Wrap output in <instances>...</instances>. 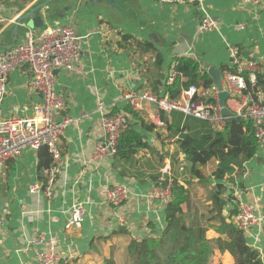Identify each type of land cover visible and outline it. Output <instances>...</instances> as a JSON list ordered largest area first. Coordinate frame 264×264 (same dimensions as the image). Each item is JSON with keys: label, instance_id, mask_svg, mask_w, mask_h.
I'll use <instances>...</instances> for the list:
<instances>
[{"label": "crops", "instance_id": "obj_1", "mask_svg": "<svg viewBox=\"0 0 264 264\" xmlns=\"http://www.w3.org/2000/svg\"><path fill=\"white\" fill-rule=\"evenodd\" d=\"M47 1H0V34L5 36L2 44L21 42L27 28H18V18ZM203 2L217 22L215 31H199L196 5L162 4L157 0H64L55 15L46 19L44 28L59 21L72 25L82 38L80 62L72 70L57 71L55 85L65 99L59 118L67 116L79 121L67 127L61 140L62 172L52 200L29 191L31 186L46 182V168L41 166L49 158L45 150H24L0 170V218L5 220L0 225V264H39L43 246L32 242L36 233L53 240L71 264H105L110 259L115 264H127V249L133 241L159 237L166 228V206L152 198L164 167L171 168L173 180L187 190L189 199L183 206L187 223L197 221L208 229L207 238L213 248L211 264L234 263L233 256L222 253L216 245L218 238L226 239L227 235L208 195L218 183L209 177L214 164L204 169L208 177L203 181L190 174L176 140L181 133H176L175 124L182 123L183 129V122L176 120L178 116L143 103L142 109L136 111L140 117L129 120L130 128L145 137L147 147L128 159L119 155L92 159L102 137L99 101L108 111H126L127 94L153 92L152 86L159 80L166 83L181 57L205 61L224 76L223 72L232 65L231 49H238L244 61L258 64L259 87L264 96V6L242 4L239 0ZM15 9L20 12L13 16ZM150 45L162 54L159 67L155 53L146 49ZM201 68L206 70L202 65ZM211 99V95L205 98ZM42 102V96L31 86L27 67L10 73L1 105L4 118L31 117L34 107ZM227 104L236 114L237 104ZM142 122L153 124L155 129L146 130ZM229 176H234L232 183L226 181L234 192L233 201L251 205L264 219V144L244 164L242 174L234 167ZM111 184H126L130 189L129 199L120 208L107 204L100 194L104 185ZM200 200L209 206L205 216L194 208ZM76 203L84 206L85 219L81 228L68 229L70 211ZM226 213L227 209L224 216ZM120 219L125 220V226L120 225ZM245 234L248 244L260 251L264 261L262 228L254 227Z\"/></svg>", "mask_w": 264, "mask_h": 264}, {"label": "built area", "instance_id": "obj_2", "mask_svg": "<svg viewBox=\"0 0 264 264\" xmlns=\"http://www.w3.org/2000/svg\"><path fill=\"white\" fill-rule=\"evenodd\" d=\"M162 4L196 5L200 14L199 31L207 33L217 30V22L208 13L203 0H157ZM242 4L264 6V0H239ZM81 37L75 28L66 23L55 21L53 25L40 32L28 30L21 42L13 48L0 54V170L11 161L17 159L24 150L41 151L47 149L52 164L45 169L46 182L42 185H33L31 194L42 193L48 200L54 196V188L58 176L62 172L60 143L68 126L79 119L71 117L59 118L65 108V99L55 89L56 72L65 69L72 70L81 60ZM231 67L223 72L221 90L198 88L191 86L182 92L178 101H171L168 96L159 97L151 91L129 93L126 96L128 104L135 111L142 109L143 103L156 105L162 112L171 114L182 113L206 121L216 129H223L229 117L224 116L220 102L221 91L230 94L229 102L238 106L237 117L251 121L255 129L259 145L264 144V96L259 87V66L252 60L244 61L238 49H231ZM176 62L167 79L172 84L179 76ZM27 67L30 72V83L43 99L40 105L34 107L33 116L28 118H4L2 102L7 93L9 75L19 67ZM209 95L212 101H207ZM199 96L204 98L199 99ZM100 113V127L102 137L93 152V161L114 158L118 154L122 136L130 129L131 123L125 111H108L102 101L98 103ZM176 140H179L177 138ZM169 167L165 168L152 191V198L159 200L166 207L172 203L174 180ZM104 201L120 208L129 199L130 189L126 184L104 185L100 189ZM237 214L232 219L233 224L240 230L247 232L254 227L262 228L264 219L259 218L251 205L242 201H235ZM70 220L67 228H81L85 219V208L76 203L71 208ZM5 220L0 218V225ZM120 225L125 226V220L120 219ZM148 230V229H147ZM140 241V238L138 239ZM32 242L42 245L39 253V264H61L65 261L53 240H48L45 234L36 233Z\"/></svg>", "mask_w": 264, "mask_h": 264}, {"label": "trees", "instance_id": "obj_3", "mask_svg": "<svg viewBox=\"0 0 264 264\" xmlns=\"http://www.w3.org/2000/svg\"><path fill=\"white\" fill-rule=\"evenodd\" d=\"M4 1V0H0ZM30 2L33 0H21ZM128 39V38H127ZM139 43V42H138ZM141 47V44L138 45ZM142 48V47H141ZM146 49L156 55V66L163 63L162 54L156 51L152 45ZM145 49V50H146ZM176 70L179 76L172 84L162 83L159 80L154 84L153 92L159 97L168 96L171 101H178L182 92L191 86L210 89L213 80L201 64L194 58L181 57L177 60ZM259 78V77H258ZM260 82V81H259ZM163 89V92H161ZM212 101V100H210ZM128 118L138 119V112L129 106L125 111ZM176 120L183 122V129L175 124L181 133L178 140L180 151L185 155L192 176L203 181L208 177L204 171L208 165L214 164L209 177H214L218 183L212 192L211 201L216 210V217L222 222L226 239L218 238L216 245L222 252H229L233 258V264H264L260 251L251 247L246 239L244 231L237 228L231 221L237 214L236 203L233 201L234 192L228 188L226 181L232 183L234 176L224 170L219 164L233 166L237 173L243 172L244 164L251 160L258 151L259 143L255 135V129L251 121L243 120L235 114L229 117L223 129H216L206 121L186 117L179 112H173ZM162 121L167 119L161 114ZM177 123V121H176ZM146 130L152 131L155 126L142 122ZM147 147V141L142 133L134 127L129 129L121 138L118 154L121 158H130L139 149ZM49 158L43 160L41 166L49 168L52 158L47 149ZM231 192V194H229ZM188 193L183 186L174 180L172 191V203L166 207V228L159 237H149L140 241H133L128 249L127 264H211L213 248L207 238V228L200 222L187 223V215L184 205L188 202ZM233 205L230 207L229 205ZM227 209L228 215L224 216ZM61 264H71L63 261ZM105 264H115L113 259Z\"/></svg>", "mask_w": 264, "mask_h": 264}, {"label": "water", "instance_id": "obj_4", "mask_svg": "<svg viewBox=\"0 0 264 264\" xmlns=\"http://www.w3.org/2000/svg\"><path fill=\"white\" fill-rule=\"evenodd\" d=\"M63 1L64 0H48L43 5H41L37 8L31 9L30 11H28L27 14H24L18 18V20H17L18 28L21 25H24L27 28L26 31L36 30V29H42L43 30L46 19L52 18L53 15H55V12L57 11V9L59 7H61ZM50 4H52V5L50 6ZM19 12H20L19 9H15L13 16L17 15ZM37 12H39V14L37 16H35L37 14ZM25 32H24V34H25ZM12 35H11V37H12ZM4 40H5V36L2 35V33H1L0 34V54L5 53L6 51L10 50L11 48H13L17 44L16 43L13 46H6L5 44H2L4 42ZM200 64L203 66V68H205L207 70L208 74L212 78L214 87L221 90L222 80H223L221 72L216 67L210 66L205 61H200ZM229 96H230V94L226 91H221V93H220V102H221V105L223 106V114L226 117L233 116V113L226 107V102H227ZM219 165L224 170H226L229 174H232L234 171L233 166H224L222 164H219Z\"/></svg>", "mask_w": 264, "mask_h": 264}, {"label": "rangeland", "instance_id": "obj_5", "mask_svg": "<svg viewBox=\"0 0 264 264\" xmlns=\"http://www.w3.org/2000/svg\"><path fill=\"white\" fill-rule=\"evenodd\" d=\"M189 166V165H188ZM165 169V167L163 168ZM171 170V168L169 169V171ZM163 172V171H162ZM172 172V171H171ZM162 174V173H161ZM209 195V199H211V196H212V193H208ZM211 201V200H210ZM194 208L197 209V212H200L202 215L206 214L208 211H209V206L206 204V201H203V200H200L198 201V205L197 206H194ZM193 209V208H192ZM205 216V215H204ZM207 216H209L207 214ZM226 217H227V213H226ZM202 218V217H201ZM200 218V219H201ZM197 219V218H196ZM199 219V218H198ZM204 221V219H203ZM233 223V220L231 221ZM215 246V244H213Z\"/></svg>", "mask_w": 264, "mask_h": 264}]
</instances>
